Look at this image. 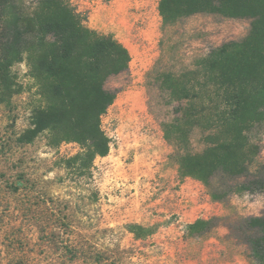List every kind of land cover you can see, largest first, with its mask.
<instances>
[{
    "label": "rangeland",
    "instance_id": "374dc122",
    "mask_svg": "<svg viewBox=\"0 0 264 264\" xmlns=\"http://www.w3.org/2000/svg\"><path fill=\"white\" fill-rule=\"evenodd\" d=\"M68 1L89 29L112 36L130 56L128 70L105 84L116 91L101 118L109 152L80 175L65 163L78 144L51 146L46 134L21 143L38 96L26 65L13 68L24 90L0 104V264H253L241 221L264 213V192L215 201L211 191L264 179V124L249 132L260 152L247 176L218 174L210 187L181 177L180 157L201 152L208 131L182 123L179 136L169 127L182 122L187 103L162 83L168 74L198 89V61L242 39L251 20L197 13L164 24L160 0ZM197 220L210 224L190 233ZM130 225L142 228L139 235Z\"/></svg>",
    "mask_w": 264,
    "mask_h": 264
},
{
    "label": "trees",
    "instance_id": "16d2710c",
    "mask_svg": "<svg viewBox=\"0 0 264 264\" xmlns=\"http://www.w3.org/2000/svg\"><path fill=\"white\" fill-rule=\"evenodd\" d=\"M158 10L164 24L197 13L251 20L242 39L223 43L198 61V89H188L168 74L162 78L172 97L187 103L181 108L182 122L169 127L179 136H185L182 123L208 131L201 152L180 157L179 175L208 187L218 174L232 180L247 176L260 152L249 132L264 124V0H160ZM85 22L68 0H35L28 6L24 0H0V104H9L23 92L13 68L24 63L38 105L19 141L31 143L46 134L51 146L78 144L80 151L65 163L80 175L89 172L96 157L109 152L101 118L116 91L105 84L127 71L130 62L120 42L89 29ZM196 100L201 101L199 107ZM169 133L166 130L167 138ZM233 192H264V179L215 188L211 198L221 201ZM209 224L197 220L188 229L197 233ZM241 224L248 231L245 241L252 263L264 264V213L244 218ZM129 229L136 235L142 230L135 225Z\"/></svg>",
    "mask_w": 264,
    "mask_h": 264
}]
</instances>
